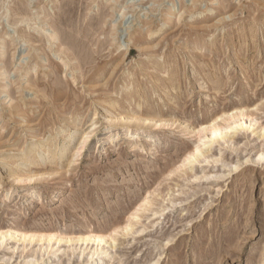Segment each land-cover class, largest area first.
Returning a JSON list of instances; mask_svg holds the SVG:
<instances>
[{"label": "rangeland", "instance_id": "374dc122", "mask_svg": "<svg viewBox=\"0 0 264 264\" xmlns=\"http://www.w3.org/2000/svg\"><path fill=\"white\" fill-rule=\"evenodd\" d=\"M3 232L0 264H264V0H0Z\"/></svg>", "mask_w": 264, "mask_h": 264}, {"label": "bare ground", "instance_id": "6f19581e", "mask_svg": "<svg viewBox=\"0 0 264 264\" xmlns=\"http://www.w3.org/2000/svg\"><path fill=\"white\" fill-rule=\"evenodd\" d=\"M176 8H171L170 10H168V12L166 13V15L162 18V20H161V22H160V26L159 27H157V28H155L153 31H155L154 32V34L156 33V34H159L160 32H161V30H162V28L164 27V26H167V24L170 22V19L172 18V17H174L175 15H176ZM204 12V10H200V12L199 13H203ZM163 55H160V54H157L156 55V58L157 59H163V57H162ZM155 57V56H154ZM155 58V59H156ZM158 64V63H157ZM154 65L155 66V68H157L158 67V65ZM164 64V63H163ZM158 69V68H157ZM151 73V72H150ZM154 73V72H153ZM203 77V76H202ZM163 81V80H162ZM160 82V81H159ZM164 82V81H163ZM169 91V90H168ZM172 91V90H171ZM112 94V93H111ZM33 104L31 105V107L33 108ZM22 108V107H21ZM34 108H36V107H34ZM31 112V111H30ZM24 114H25V112H24V110H23V113H22V115H23V117H25L24 116ZM27 114V113H26ZM246 116L247 115V113H244V112H242V111H240L239 112V116ZM27 116V115H26ZM247 117V116H246ZM63 119H61L62 120V122L61 123H59V124H56V125H54V126H52L51 127V129H50V139L48 140V141H46L45 143H43V144H41V148H42V150H47V149H49V148H51V146L56 142V140H57V138H60L61 136H62V133H61V130H62V128H63V126H65L66 124H69V123H67L66 122V117H62ZM26 121V120H25ZM24 121V122H25ZM26 123H28V122H26ZM26 123L25 124H21L22 126H27L26 125ZM95 123V122H94ZM30 124V123H29ZM32 124V123H31ZM31 127L29 128V126H28V129H26V131L28 130V131H31V130H33L32 128V126L33 125H30ZM49 127V126H48ZM26 128V127H25ZM125 129H127V128H125ZM24 131H25V129H23ZM43 130H44V128H43ZM209 131H210V133H211V135H212V137L213 138H216L217 137V135L219 134V132H220V127L218 126V125H216V124H213L212 125V127H209V129H208ZM33 133V132H32ZM42 134V130L41 131H38V134L37 135H35V136H32V138H31V140L33 141V142H37V141H39L40 139H41V135ZM65 134V133H64ZM87 139H88V133H86V134H83V137H81V138H79V140L76 142V144H75V149H76V151L73 153V156L74 155H77L78 154V152L84 147V145H85V143H86V141H87ZM30 142V141H29ZM36 146V144H33V143H29V144H26V143H24V145L23 146H20V147H18L17 149H16V152H17V155H18V158H21V160H18V161H15V162H13V163H11V167H10V169H9V172H7V174H4V177L5 178H10V176H12V181H17V182H22V183H24V182H27V181H29V179H26V178H23V180L22 179H19L18 178V176H14V175H11V174H14V172H16V171H21L22 169H23V163H25L26 161L28 162H30V161H35L34 160V157L32 156L31 157V159L30 158H23V154L25 153V151H28V152H31L32 151V149L34 148ZM25 155V154H24ZM192 155V154H191ZM194 155V154H193ZM20 175H22V173H20ZM25 180H27V181H25ZM14 190H15V188H13V189H11L9 192H6V193H4L3 194V197H6L8 194H11L12 192H14ZM25 195H26V197L27 198H31L32 197V192H28V193H25ZM141 208H142V206H141ZM6 234H7V232H3V233H1V235H0V240L1 239H3L5 236H6ZM9 234H15V231L14 230H10L9 231ZM21 235L23 236V237H25V235L26 234H23V233H21ZM78 241H82L83 243H88V242H93V243H95V245L96 246H100V244L102 243V242H105L106 241V238L103 236V235H101V234H87L86 236H84V237H82V238H79V240Z\"/></svg>", "mask_w": 264, "mask_h": 264}]
</instances>
